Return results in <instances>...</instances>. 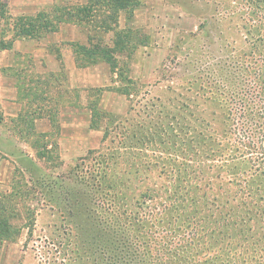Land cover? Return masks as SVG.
Instances as JSON below:
<instances>
[{
    "label": "rangeland",
    "instance_id": "1",
    "mask_svg": "<svg viewBox=\"0 0 264 264\" xmlns=\"http://www.w3.org/2000/svg\"><path fill=\"white\" fill-rule=\"evenodd\" d=\"M99 2L53 13L83 21V43L91 34L116 67L81 55L84 71L70 73L69 47L54 39L78 32L54 22L50 42L16 40L0 61V85L23 87L16 104L0 98V198L14 205L0 264L134 262V249L122 257L117 248L144 250L153 216L179 228L161 247L214 264H264V0ZM0 25L11 39L13 23ZM80 168L98 194L121 196L105 200L134 226L107 231L124 240L85 238L93 226L83 232L82 215L93 222L97 208L85 195L95 187L70 176ZM43 176L54 186L35 184Z\"/></svg>",
    "mask_w": 264,
    "mask_h": 264
},
{
    "label": "trees",
    "instance_id": "2",
    "mask_svg": "<svg viewBox=\"0 0 264 264\" xmlns=\"http://www.w3.org/2000/svg\"><path fill=\"white\" fill-rule=\"evenodd\" d=\"M132 0H116L114 2H107V3H114L116 5V9H124L126 6L131 3ZM110 9V8H109ZM108 10V9H107ZM82 12H87V8L83 9ZM50 15V14H49ZM46 13H39L37 17H34L33 15H20L17 17H13V15L9 12V5L6 0H0V24L1 23H13V37L11 39H6L4 37V34H0V52L5 50H12L13 45L16 40H25V39H38L46 35L49 30L55 25L50 20V16ZM56 17H60V12L55 14ZM11 19V20H10ZM1 30V25H0ZM79 49L81 50V54L83 57H85L87 60H89V64L97 65L103 63L109 64L110 67H116L118 62L114 58L113 61L110 60L108 57L104 58V56L107 55V53L104 51V47L101 45H97V43L94 42L93 37H91L90 41L86 44H83L79 46ZM108 56V55H107ZM47 144L45 143L43 147H46ZM45 149V148H44ZM104 155H99L98 158H103ZM34 172L36 170H33ZM88 172H83V170L80 168L77 172H70L71 178H77L76 181L78 182V179L83 187L90 188L95 187L94 193H88L85 194L86 196L91 195L92 200H94L91 205L97 208V211L93 214V222L88 221V219L92 218L91 215H82L81 219V225L85 227V230L83 232H86L90 226L92 225L93 228L88 230L85 234V238L91 240H102L104 238H109L111 242H109V245H113L114 242H119L120 240H124V238H115V240L108 237L110 234L107 230H114L118 231L119 229L117 227L123 226L126 223L118 219L119 216H115L114 211L109 208V204L106 202V197L109 198L107 201H111L116 198H121L117 192H114V189H110V191L107 190V188H104L102 190V194L100 193L99 186L96 185L95 181L93 183H89V180L87 179ZM55 180L50 179L48 177L43 176L40 179H37L35 184L40 183L39 185H42L44 187H53L56 183ZM91 184V185H90ZM90 185V186H89ZM99 190H97V188ZM113 192V193H112ZM13 202L11 201V197L7 194H3L0 198V246L2 243L8 240V238L12 237V226L10 225V222L14 218L13 212L11 209L13 208ZM91 212V211H90ZM88 217V218H86ZM110 221H104L107 220ZM154 216L149 217L146 220V227H148V231L151 233V238L145 242L144 250L138 251L140 247H128V248H117L118 251H122V257H129L130 251L129 249H134V254L130 257L135 259L134 262L129 261L128 259L122 260L119 263L116 262L115 264H214L212 262H209L208 260H205L204 258L199 257V253L197 256L196 253H194L193 250H185L183 248H173L171 247H161L159 244L162 243L163 239L168 238V236H172L177 234L176 232L179 231L178 227H174L169 222H166L165 217L160 218V220L155 224L154 222ZM173 220V218H171ZM130 222V221H129ZM92 223V224H91ZM129 226H134V223L131 221L128 223ZM198 225V224H197ZM87 227V228H86ZM205 228H202L201 231H204ZM195 237H198V232L191 237V239H194ZM188 239L187 241H189ZM103 250V251H102ZM105 253L104 247H102L100 254ZM116 256V255H115Z\"/></svg>",
    "mask_w": 264,
    "mask_h": 264
},
{
    "label": "crops",
    "instance_id": "3",
    "mask_svg": "<svg viewBox=\"0 0 264 264\" xmlns=\"http://www.w3.org/2000/svg\"><path fill=\"white\" fill-rule=\"evenodd\" d=\"M7 3H9L11 9L13 10V12L17 15H33V14H39V13H46V14H52V16H50V20L54 23H58L59 25H64L66 26V28L70 25H73V27H75L76 31L78 32V36H68L66 35V30L65 32H63V30L61 31V36L60 37H56L54 40L55 42H60V43H64L67 45V47H69L68 49H66V51H62L63 53V57L66 58L65 60V66L67 67V70H69L70 73H82V71H84L83 65L78 64V57H81V50L79 49V46L86 44L83 43L81 37H80V31L82 30V27H79L78 25H81L83 23V21H79L77 22L74 26V24L70 21V19H72V17H70L69 19V15L68 16H64V14H60V17H56L55 14L53 12H55V6L57 7H62V8H68L71 5H75L78 7H84L85 9L88 8L87 6L88 4V0H6ZM104 2H99V3H106V2H114L116 0H103ZM11 2V3H10ZM54 4V5H53ZM65 6V7H64ZM89 14H91L93 11V8L89 7ZM107 15H104V19H106ZM84 20V19H83ZM84 24V23H83ZM88 24V23H87ZM65 28V29H66ZM80 29V31H79ZM80 32V33H79ZM59 35V34H57ZM88 35V34H87ZM91 34H89V36L87 37H92L90 36ZM94 38V37H93ZM49 40L48 42L51 41V37L48 36L47 34L44 35L41 38L36 39L37 41H45ZM35 40H33L34 42ZM32 42V43H33ZM88 43V42H87ZM13 50V49H12ZM12 50H5V51H1L0 52V61H3V58H5L6 56H8L10 53H14V51ZM43 56H45V58H47V61L49 60V64L50 66H53L55 64V61H53V59H55V55L52 54V52L46 51V48L43 49ZM26 54H33V51L31 50H26L25 51ZM52 62V63H51ZM5 63V62H4ZM100 64L97 65H92V66H99ZM12 65L9 64L8 62H6L4 64V68L7 67H11ZM22 85L20 83L16 84L14 80H9L7 82H2L0 85V98H1V102H3V104L8 103L9 100L13 101V104H16L19 101V91L22 89Z\"/></svg>",
    "mask_w": 264,
    "mask_h": 264
}]
</instances>
